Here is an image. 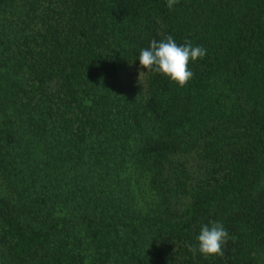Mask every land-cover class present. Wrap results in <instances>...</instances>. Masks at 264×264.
Masks as SVG:
<instances>
[{
  "label": "trees",
  "instance_id": "obj_1",
  "mask_svg": "<svg viewBox=\"0 0 264 264\" xmlns=\"http://www.w3.org/2000/svg\"><path fill=\"white\" fill-rule=\"evenodd\" d=\"M0 264H264V0H0Z\"/></svg>",
  "mask_w": 264,
  "mask_h": 264
},
{
  "label": "clouds",
  "instance_id": "obj_2",
  "mask_svg": "<svg viewBox=\"0 0 264 264\" xmlns=\"http://www.w3.org/2000/svg\"><path fill=\"white\" fill-rule=\"evenodd\" d=\"M178 0H167V7L172 10ZM207 50L202 46H193L190 41L178 45L173 36L165 39L151 40L149 47L139 53V81L145 72H154L168 77L171 81L184 87L193 77L194 73L189 69V63L202 59ZM146 70V71H144ZM228 237L224 226L218 221H210L201 227L197 236L198 246H189V250L195 255L197 251L205 258L222 256L223 245Z\"/></svg>",
  "mask_w": 264,
  "mask_h": 264
},
{
  "label": "rangeland",
  "instance_id": "obj_3",
  "mask_svg": "<svg viewBox=\"0 0 264 264\" xmlns=\"http://www.w3.org/2000/svg\"><path fill=\"white\" fill-rule=\"evenodd\" d=\"M141 69L139 67H132L131 71H132V74L134 75V77H136V79L138 80V82H142V81H145L146 79V72L142 75L141 77V81H139V71ZM145 71V70H144Z\"/></svg>",
  "mask_w": 264,
  "mask_h": 264
}]
</instances>
